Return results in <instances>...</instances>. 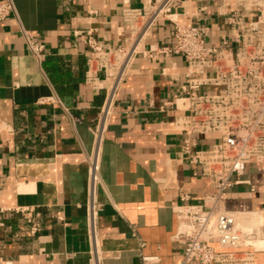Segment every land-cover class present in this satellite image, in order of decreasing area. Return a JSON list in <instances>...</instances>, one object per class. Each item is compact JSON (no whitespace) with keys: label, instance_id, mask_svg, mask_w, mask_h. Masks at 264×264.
Wrapping results in <instances>:
<instances>
[{"label":"crops","instance_id":"obj_1","mask_svg":"<svg viewBox=\"0 0 264 264\" xmlns=\"http://www.w3.org/2000/svg\"><path fill=\"white\" fill-rule=\"evenodd\" d=\"M237 0H188L182 20L200 5L216 32L219 12ZM0 255L4 264H183L174 208L201 204L211 189L198 167L184 162L178 114L164 109L180 95L182 58L141 55L118 95L100 149L96 245L89 235L88 157L105 93L86 83L91 31L116 46L129 36L122 11L139 0H0ZM223 11V10H222ZM162 21L144 50L170 41ZM33 45L43 46L35 54ZM175 74L178 78L175 79ZM199 139L205 138L199 136ZM197 173V176L194 175ZM256 186L261 177L248 170ZM264 208L261 194L235 188L230 211ZM32 224L38 232L32 234ZM259 230V229H258ZM256 243L264 241L257 231ZM190 264H197L192 262ZM252 264H264L255 246Z\"/></svg>","mask_w":264,"mask_h":264},{"label":"built area","instance_id":"obj_2","mask_svg":"<svg viewBox=\"0 0 264 264\" xmlns=\"http://www.w3.org/2000/svg\"><path fill=\"white\" fill-rule=\"evenodd\" d=\"M139 1V6L122 11L129 30L123 42L110 46L99 42L91 31L85 33V81L105 93L97 124L91 129L94 147L87 159L92 243L102 210L97 202L100 149L122 84L141 55L180 57L184 63L181 92L164 109L178 114L174 128L184 137L181 159L198 167L211 189L201 204H191L185 196L183 204L174 208L175 240L184 247L183 264H252L256 233L260 229L264 233V208L230 211L227 200L240 187L264 199V0H237L234 10L223 8L216 32L206 24L204 5L182 20L178 10L188 0ZM11 10L10 4L0 5V20ZM162 21L171 25L170 41L145 51L148 38ZM29 46L35 54L43 51V46ZM248 170L261 177L259 187L247 178ZM38 230L32 224V234ZM94 255V264H100L96 247ZM0 264H4L1 255Z\"/></svg>","mask_w":264,"mask_h":264},{"label":"bare ground","instance_id":"obj_3","mask_svg":"<svg viewBox=\"0 0 264 264\" xmlns=\"http://www.w3.org/2000/svg\"><path fill=\"white\" fill-rule=\"evenodd\" d=\"M255 246H256L257 249H259V248L260 249H262V248L264 249V241H260V242L256 243Z\"/></svg>","mask_w":264,"mask_h":264},{"label":"rangeland","instance_id":"obj_4","mask_svg":"<svg viewBox=\"0 0 264 264\" xmlns=\"http://www.w3.org/2000/svg\"><path fill=\"white\" fill-rule=\"evenodd\" d=\"M258 248H259V247H258ZM259 250H264V249H263V248H262V249L259 248Z\"/></svg>","mask_w":264,"mask_h":264}]
</instances>
